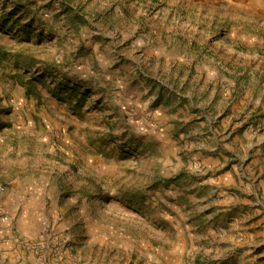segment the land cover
Listing matches in <instances>:
<instances>
[{
  "label": "rangeland",
  "instance_id": "rangeland-1",
  "mask_svg": "<svg viewBox=\"0 0 264 264\" xmlns=\"http://www.w3.org/2000/svg\"><path fill=\"white\" fill-rule=\"evenodd\" d=\"M12 10L0 264H264V0H0V21ZM180 35L215 79L168 64Z\"/></svg>",
  "mask_w": 264,
  "mask_h": 264
},
{
  "label": "crops",
  "instance_id": "crops-1",
  "mask_svg": "<svg viewBox=\"0 0 264 264\" xmlns=\"http://www.w3.org/2000/svg\"><path fill=\"white\" fill-rule=\"evenodd\" d=\"M186 1H197V0H186ZM235 1H239V0H235ZM244 1H251V0H244ZM175 39L177 40V42H174L172 47H171V51H170V55H169L171 60L168 61V64L171 63V65L174 67H180L182 65L188 66L190 64H195V68H201L199 65V62H206L207 59L209 62L212 61V59H209V57H206L203 54V50H205V48H204V46H202V44L204 43V41L203 42L198 41V42L194 43L193 45L196 49H198V51H195V50L191 51V48H189V47L187 48V46H186L187 43H185V40L181 35L176 36ZM176 43H177V47L182 46L181 49L185 48V49H188L189 51H184L183 53L182 52H175V49H176L175 44ZM214 45H215V47H218L217 43H215ZM199 60H201V61H199ZM210 64L212 65V63H210ZM217 72H218V70H217ZM200 73L201 74H200L198 79H200L202 77H203V81H206V80L211 81V80L215 79L214 74L211 73V69L209 67L208 68L204 67V69L201 68ZM217 80H218V78H217ZM187 98L189 99L190 106L193 107V104H194V102L192 101L193 98L189 97V96H187ZM222 158L224 160L227 159V157H225V156H222ZM240 168L241 169L243 168V163H242ZM228 171H231V170L228 169ZM226 174L232 176L227 171L224 172V175H226ZM20 223H21L20 226L22 227V233L24 234V215H23Z\"/></svg>",
  "mask_w": 264,
  "mask_h": 264
},
{
  "label": "trees",
  "instance_id": "trees-1",
  "mask_svg": "<svg viewBox=\"0 0 264 264\" xmlns=\"http://www.w3.org/2000/svg\"><path fill=\"white\" fill-rule=\"evenodd\" d=\"M13 11L14 10L10 11L9 13L2 14L1 21H0V27L6 28L9 24H12L11 22H13V23L15 22L16 23V21H17L16 18L14 20H12L14 15H15V12H13ZM30 28H31V24L30 23L22 24V25L19 26V31L22 32V33H25L26 36H27L30 33V31L28 30ZM38 38H40V36H38ZM62 86L67 87L66 85H62ZM68 89H72L71 91H74L72 94H74L75 91H76V89L74 90L71 87L70 88L68 87ZM81 95H83L82 92H81Z\"/></svg>",
  "mask_w": 264,
  "mask_h": 264
},
{
  "label": "built area",
  "instance_id": "built-area-1",
  "mask_svg": "<svg viewBox=\"0 0 264 264\" xmlns=\"http://www.w3.org/2000/svg\"><path fill=\"white\" fill-rule=\"evenodd\" d=\"M6 219V218H3V220Z\"/></svg>",
  "mask_w": 264,
  "mask_h": 264
}]
</instances>
